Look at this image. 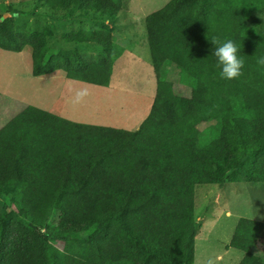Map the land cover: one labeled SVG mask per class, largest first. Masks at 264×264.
I'll list each match as a JSON object with an SVG mask.
<instances>
[{"label":"trees","instance_id":"16d2710c","mask_svg":"<svg viewBox=\"0 0 264 264\" xmlns=\"http://www.w3.org/2000/svg\"><path fill=\"white\" fill-rule=\"evenodd\" d=\"M35 4V5H34ZM57 21L112 20L123 0H33ZM9 8V7H8ZM10 12V13H9ZM23 10L0 3V49L31 51L34 77L108 87L123 55L112 27L63 43L94 44L88 57L52 47L50 30L15 32ZM156 91L135 131L75 123L25 106L0 129V264H195V187L264 184V0H169L145 17ZM236 40L242 75L221 79L213 40ZM58 42V41H57ZM177 73V81L168 80ZM264 223L240 217L229 247L239 264Z\"/></svg>","mask_w":264,"mask_h":264},{"label":"rangeland","instance_id":"374dc122","mask_svg":"<svg viewBox=\"0 0 264 264\" xmlns=\"http://www.w3.org/2000/svg\"><path fill=\"white\" fill-rule=\"evenodd\" d=\"M167 2L123 0V9L112 20L101 19L97 12H92L97 18L85 17L75 9L66 19L57 21L40 6L35 7L33 0H0L7 9L23 10L20 15L5 14L14 17L16 33L50 30L54 53L63 49L88 57L100 55L102 48L97 45L63 43L60 38L97 29L102 22L112 27L116 43L124 49L108 87L68 80L62 72L34 77L30 48L18 53L0 49V129L22 108L33 106L75 123L137 130L149 114L156 91L145 17ZM168 80L177 81L176 71ZM77 93L86 94L78 100ZM194 195L199 222L195 264H239L243 253L230 248L229 243L240 217H256L264 223V184L199 185Z\"/></svg>","mask_w":264,"mask_h":264},{"label":"clouds","instance_id":"9594fccd","mask_svg":"<svg viewBox=\"0 0 264 264\" xmlns=\"http://www.w3.org/2000/svg\"><path fill=\"white\" fill-rule=\"evenodd\" d=\"M215 45L212 55L215 57V66L219 70V77L231 81L242 75L244 60L242 59L240 46L232 37H225L222 40H213ZM256 64L260 70H264V55L256 58ZM86 93H77L79 100Z\"/></svg>","mask_w":264,"mask_h":264},{"label":"crops","instance_id":"0c3cea01","mask_svg":"<svg viewBox=\"0 0 264 264\" xmlns=\"http://www.w3.org/2000/svg\"><path fill=\"white\" fill-rule=\"evenodd\" d=\"M243 217H246V216H243ZM247 218L259 221L258 218H256V217H247ZM196 238H197V234H196ZM228 250L229 249H226V251H228ZM254 253L259 254L264 259V231H263V233L261 234L260 238L258 239V241L255 244V251H254Z\"/></svg>","mask_w":264,"mask_h":264}]
</instances>
